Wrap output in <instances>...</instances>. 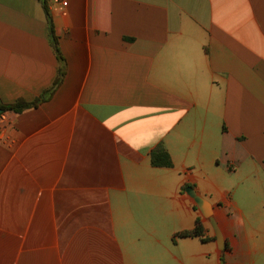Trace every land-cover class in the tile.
Segmentation results:
<instances>
[{"label":"crops","instance_id":"crops-1","mask_svg":"<svg viewBox=\"0 0 264 264\" xmlns=\"http://www.w3.org/2000/svg\"><path fill=\"white\" fill-rule=\"evenodd\" d=\"M43 1L0 0L1 103L58 76ZM46 1L65 77L7 112L0 264H264V0Z\"/></svg>","mask_w":264,"mask_h":264},{"label":"trees","instance_id":"trees-1","mask_svg":"<svg viewBox=\"0 0 264 264\" xmlns=\"http://www.w3.org/2000/svg\"><path fill=\"white\" fill-rule=\"evenodd\" d=\"M44 9L48 18L49 22V36L51 40V44L53 46V49L56 52V55L61 62V66L59 68L58 76L53 84V86L45 93L41 99H37L34 102H26V101H17L13 104H4L0 102V112H16L20 113L23 112L29 108L36 107L38 103H40L42 100H45L47 98V95H51L53 91H55L63 82V79L65 77V59L63 58L60 47H59V40L58 36L56 34L54 22L52 15L50 13V10L48 8L47 1H43ZM151 161L153 166L155 167H172L173 161L172 158L167 151V149L164 147V145L160 144L158 145L151 153ZM203 235V228L200 225V220L197 222V227L192 231H184L178 233L176 236L179 238H185V237H199Z\"/></svg>","mask_w":264,"mask_h":264},{"label":"built area","instance_id":"built-area-1","mask_svg":"<svg viewBox=\"0 0 264 264\" xmlns=\"http://www.w3.org/2000/svg\"><path fill=\"white\" fill-rule=\"evenodd\" d=\"M8 116L7 112H0V143L6 138Z\"/></svg>","mask_w":264,"mask_h":264},{"label":"water","instance_id":"water-1","mask_svg":"<svg viewBox=\"0 0 264 264\" xmlns=\"http://www.w3.org/2000/svg\"><path fill=\"white\" fill-rule=\"evenodd\" d=\"M199 203H200V205H202V206H204V207H206V208H207V207H209V208L211 207V206H210V203H209L208 201L202 199V198L199 199Z\"/></svg>","mask_w":264,"mask_h":264}]
</instances>
